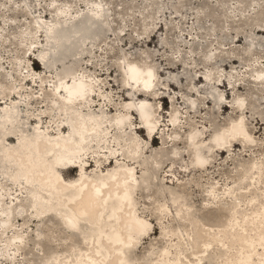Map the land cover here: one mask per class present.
<instances>
[{"label": "rangeland", "instance_id": "rangeland-1", "mask_svg": "<svg viewBox=\"0 0 264 264\" xmlns=\"http://www.w3.org/2000/svg\"><path fill=\"white\" fill-rule=\"evenodd\" d=\"M96 3L104 9L102 17H93L91 9ZM60 9L69 12L67 18L62 17ZM74 18L85 21L75 22L73 27L64 23ZM92 20L98 22V28L89 27ZM37 21L42 26L40 29L34 27ZM53 24L57 26L59 40L49 38L48 47L47 30ZM32 42L35 45L28 50ZM46 49H49L48 68L44 63L46 59L40 56ZM128 62L153 68V96L149 102L162 124L154 141V138L150 141L146 133L140 135L143 143L151 148L145 156L150 164L143 171L148 179H140L136 196L138 207L156 218L155 207L164 198L154 192H166L167 187H172L185 191L195 213H204L205 221L224 220L225 214L204 209L208 199L206 191L211 183H218L219 188L226 183L234 185L243 165L256 157L264 159V130L253 135L252 150L244 152L240 144L231 147V152L215 153L217 161L207 172L177 173L179 180L172 177L174 184L165 176L169 168L158 172L164 158L162 136H174L172 126H167L172 123L173 112L180 117L181 141L187 139L193 125L207 133L206 144L231 120L243 117L252 132L257 127L252 118L264 119V84L253 81L256 71L264 69V0H0V97L10 92L11 83L18 88L23 83L22 92L32 95L31 103L25 102L27 96L21 99L16 95L15 90L12 95L15 94L14 101L21 102L19 109L27 130L37 122L32 120L34 117L27 120L28 114L46 112L48 118L43 120L44 126L56 119L57 111L52 110V85L64 74V69L74 65V71L96 78L102 87L100 93L103 92L105 99L99 101L95 95L97 103L92 111L97 113L103 108L109 117L123 113L124 106L137 91V87L124 90V67ZM31 69L40 76L39 81L44 79L43 83L34 84L31 78L29 82L21 80ZM239 85L243 88L239 89ZM239 102L246 108L243 115L233 110ZM223 105H228L226 110H222ZM2 107H6L5 104L0 110ZM130 114L132 128L141 126V117ZM126 128L125 138L131 133L129 125ZM9 142L16 144L17 139ZM178 149L182 154L188 153L184 144ZM170 150L164 151L166 156L171 157ZM185 163H190L189 157L178 162V166ZM90 164L96 165L93 158ZM2 169L0 163V184H11L1 175ZM62 169L67 178L78 176V168L69 173V167ZM138 171L141 177L143 173ZM16 190L15 196L27 206L26 193H21L18 185L11 192ZM5 201L10 202L8 195ZM164 221L154 219L155 233L139 244L133 264H153L163 247H171L179 241L182 248L186 245L191 227L180 223L175 213ZM13 223L12 230L1 237L0 250L5 252V241L14 232L19 231L24 238L17 255L9 260L0 256V264H51L49 255L66 252L72 245L85 247L80 233L68 231L53 214L34 220L21 208L15 212ZM171 250L175 252V248ZM204 264L221 263L212 259L205 260Z\"/></svg>", "mask_w": 264, "mask_h": 264}, {"label": "bare ground", "instance_id": "bare-ground-1", "mask_svg": "<svg viewBox=\"0 0 264 264\" xmlns=\"http://www.w3.org/2000/svg\"><path fill=\"white\" fill-rule=\"evenodd\" d=\"M60 11L62 17H68L67 10ZM91 12L94 18H98L103 16L104 9L96 3ZM76 19L64 23L70 27L75 22L85 21ZM34 27L40 29L42 26L37 21ZM56 27L54 24L48 27L47 46L49 38L59 40ZM89 27L98 28V22L92 20ZM34 45L32 42L28 50ZM48 50L41 52L42 59L47 58ZM44 63L48 68L47 59ZM74 67L64 69V74L52 85V110L57 111V116L45 126L43 120L48 115L39 112L27 115V120L34 117L32 120L37 122L31 130L25 128L24 116L19 109L21 102L14 101L15 94L12 95L15 90L16 95L21 99L27 96L25 102L31 103L32 95L22 92L23 83L20 88L11 83L10 92L0 97V107L6 106L0 110L1 175L11 182L0 184V241L7 231L12 230L14 214L22 208L34 220L47 213L53 214L68 231L80 233L85 247L72 245L66 252H55L48 256L51 264H133L139 244L155 233L152 227L154 219L165 222L168 215L175 213L180 223L191 227L189 240L183 248L180 241L171 247H163L153 264H204L205 260L212 259L221 264H264V159L256 157L243 165L232 186L226 183L219 188L218 183H211L206 191L208 199L204 209L225 214L224 220L205 221L204 213H195L185 191L172 187H167L166 192H154L164 198L155 207L158 211L155 218L138 207L136 198L140 179H148L143 171L150 164L145 156L151 147L143 143L140 135L146 133L150 141L153 138L154 141L162 127L149 102L153 96V68L127 63L124 67V90L137 87L136 95L126 103L123 113L109 117L103 108L97 113L91 109L97 103L95 95L99 101L105 99L103 92L100 93L101 85L90 75L78 74ZM38 78L40 76L31 69L21 80L27 79L34 84L44 82L43 78L41 81ZM253 81L258 85L264 84V69L256 71ZM236 87L234 85L233 89ZM227 107L223 105L222 110ZM245 109L241 102L233 107L240 115L246 113ZM130 113L141 117V126L132 128L134 123L130 120ZM171 121L167 126H172L174 136H162L161 154L164 158L158 172L169 168L165 176L171 178L173 184L172 177L179 180L177 173L207 172L217 161L215 153L231 152V147L240 144L244 152L252 150L253 135L264 130L263 118H252L257 127L251 132L244 118L240 117L216 131L211 142L206 144L204 137L206 140L207 133L193 125L187 139L181 141L178 130L182 126L176 112L171 114ZM126 125L131 128V133L125 138ZM14 139L17 143L11 144L9 141ZM180 144L187 147V154L178 149ZM168 148H171V157L164 152ZM186 157L190 158V163L178 166V162ZM92 158L96 165L90 164ZM67 167V173L78 168V176L72 179L65 177L62 168ZM139 169L143 173L141 177L138 176ZM17 185L21 193L27 195V206L15 196L17 190L11 192ZM7 195L10 202L5 201ZM14 200L18 202L14 203ZM165 231L163 229L162 233ZM23 238L19 231L14 232L5 241V252L0 250V256L7 260L16 256Z\"/></svg>", "mask_w": 264, "mask_h": 264}]
</instances>
